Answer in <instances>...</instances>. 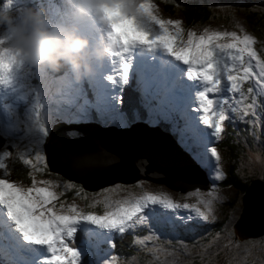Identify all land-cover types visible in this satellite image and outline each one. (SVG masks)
<instances>
[{
	"label": "snow or ice",
	"instance_id": "obj_1",
	"mask_svg": "<svg viewBox=\"0 0 264 264\" xmlns=\"http://www.w3.org/2000/svg\"><path fill=\"white\" fill-rule=\"evenodd\" d=\"M20 3L21 0H4L2 5L12 8ZM138 9V18L150 22L156 32L150 34L140 28L132 33L135 39H131L128 35L130 29L125 28L122 36L108 31L112 45L110 56L119 58L120 62L116 79L110 82L119 85L121 90L127 85L125 54L129 46L136 43L163 48L176 61L187 65L188 78L203 85V90L198 93L199 107L194 111L202 113L199 119L211 132L196 127L194 145L190 144L186 150L198 166L209 172V179L214 183L208 190L194 188L186 194V199L196 200L194 204L177 202L170 195L151 191L112 200L106 194L124 187L114 185L92 194L93 197L104 196V199L87 204L90 209L102 204V212L86 211L75 203L76 198H87L85 189L71 179L53 178L49 169L51 161L43 144H51L53 152L60 146L55 139H48L46 126L40 128L44 139L39 148H33L27 157H17L30 168V184L25 186L12 180L9 161L22 147L8 142L13 134L12 116L23 118L28 115L42 93L49 95L50 88L46 80L36 75L37 70L25 65L9 46H5L7 39L0 30V116L8 121L0 127V137L6 140L5 145L0 146V261L3 264H120L119 254L112 251L114 233L147 228L144 237L134 238V243L147 245L159 232L179 235L195 231L200 221L210 222V217L214 218L215 204L221 200L218 195L220 186L215 182L223 181L226 175L220 167L221 156L217 147L209 148V145L212 138H222L225 121L239 119L253 125L264 123V55H261L264 48L256 47L264 41H259L243 27L238 31L204 28L199 33L195 30L185 32L180 20L160 18L152 0H139ZM102 12L109 26L115 23L110 19L109 7H102ZM193 65L200 69L195 76ZM209 93L225 95L214 100L208 98ZM51 100L49 114L54 98ZM74 103L88 106L94 101L78 98ZM105 103L120 106L124 99L117 94ZM21 107L23 114L19 111ZM40 107L44 109L43 102ZM65 135L69 139L75 138L70 129ZM22 150L28 152L27 147ZM261 159L264 161V156ZM79 163L74 162V166ZM36 173L41 178L38 179ZM69 191L73 193L71 203L67 199ZM205 194L208 199L204 198ZM180 210H187V214ZM190 220L196 223H190ZM77 233L84 239L79 240ZM124 261L127 264V258Z\"/></svg>",
	"mask_w": 264,
	"mask_h": 264
},
{
	"label": "rangeland",
	"instance_id": "obj_2",
	"mask_svg": "<svg viewBox=\"0 0 264 264\" xmlns=\"http://www.w3.org/2000/svg\"><path fill=\"white\" fill-rule=\"evenodd\" d=\"M209 4L214 6L213 13L216 14L215 19L204 23L203 26H199V28L189 29V30H195L196 32H202L204 28H209L210 30H220V31H238L239 27H243V23L241 22V15L244 16L246 19H251L252 11L250 9V4L254 6H259V8H255V12L258 16L262 15V12L264 11V0H235L229 5L225 4L226 1L221 0H206ZM4 0H0V5H2ZM33 3H42V0H32ZM154 4L157 6V15L160 16L162 19H172V20H180L177 16H168L165 14H162L161 9L157 5L158 3L155 0H152ZM181 21V20H180ZM138 23L140 26L145 30L150 32V34H155L156 29L148 22L146 19L138 18ZM142 23V24H141ZM182 23V21H181ZM103 26L105 29V33L109 31L106 25H103L102 23H97L95 28L93 29L91 34H94L99 27ZM249 33L256 35L254 32L250 31L249 29H246ZM188 31V30H187ZM186 32V31H185ZM260 41V40H259ZM6 47L9 46L8 44L5 45ZM137 47L139 49H146L150 54H162L163 48L160 50H156V48H149L146 45L143 44H133L129 47ZM263 44L258 43L256 47L258 49H261ZM261 55H264V51L261 52ZM27 71V70H26ZM193 72V67H192ZM41 74H45L44 80L49 79H55L58 81V84L55 83L53 80L52 83H47L48 87L50 88L49 95H46L44 93L41 94V98L37 100L33 106L31 112L28 114V121H25L23 118H17L15 115L12 116V123H13V134L10 136L9 141H14L13 143H16L15 145H21V150H18V152H24L22 148L27 147L28 152H25L23 157H27L29 155V152L32 151L33 148H39L41 141H43V134L40 131L41 126H46L48 129L51 126L47 125L45 123V118L51 115H56L57 117L53 121H65V122H81L85 123V120L88 119V116L90 113H92V106L89 105V108H85L83 105L76 104V108L68 109L70 107L61 105V102L63 103H71L75 102L78 98H83V93L80 88L75 86L73 82H68L67 85H65V73L58 74V73H51L47 70H37L36 75L40 77ZM129 78V75H128ZM61 84V85H60ZM140 90V88H138ZM69 93L67 99L63 97L65 93ZM222 95L220 96L215 95L216 97L214 100H219ZM51 97L54 98L53 108L51 113L48 112V105L52 103ZM149 101V98H146ZM41 102L44 103L45 107L44 109H41L40 104ZM146 102V100L144 101ZM146 111V116L143 115V120L147 119V121L150 120V117L154 114L155 111L150 110L147 106H144ZM227 107V106H225ZM106 110H109L106 107ZM131 114H144L142 108L141 110H138L137 108H134L131 110ZM24 113V111H23ZM69 113V114H67ZM84 113V115H82ZM22 114V113H21ZM126 114V113H125ZM136 114H134L131 118H127V116L122 115H111V111L104 114V116L99 121H111L112 118L117 121L118 126H122L127 124L129 121L133 119H140ZM110 115V116H109ZM127 115V114H126ZM98 120V119H96ZM52 121V122H53ZM152 123H155V121L151 120ZM138 121H133L132 124V133L134 134H146L149 133L146 129H142L140 124H137ZM227 123L224 124L228 127V134L229 137L232 139V137H236L240 139L241 143L246 144V149L243 151H239L236 153V155L240 154L242 152V156L240 158V162L246 161L248 164L251 165V169H249L244 174L246 175H253L250 178L252 180L258 179L260 177H264V173H260L261 171H264V161H262L261 157L264 156L259 150L255 149V145L257 143H260L262 135L258 134L259 131L264 133V123H258L256 125H252L251 123H244L239 119H236L235 122L226 121ZM8 121L4 119L3 116H0V127H3L5 124H7ZM135 124V125H134ZM30 131H32L30 133ZM119 133V132H118ZM168 136L171 138L170 141L178 147V146H185L186 141L181 139L180 137H177L176 134H174L171 131H167ZM259 135L260 139L255 140L254 144L250 143V139L254 138L256 135ZM3 138V137H2ZM168 138V137H167ZM264 138V137H263ZM5 139V138H4ZM12 139V140H11ZM169 139V138H168ZM6 143V142H5ZM127 141L123 142V148L124 150L130 148V145L127 144ZM221 148V146H220ZM22 153L19 154V156H22ZM127 156L131 158V155L129 154V151H125ZM222 158V149L218 152ZM170 165H172L168 171H164V174L167 175L168 172H170L172 167L176 168L180 165L179 161L172 162ZM89 166V165H88ZM117 167V166H116ZM142 167V166H141ZM139 167V168H141ZM146 167V166H145ZM222 171L225 170V164L222 161L221 163ZM68 169V168H67ZM52 170L54 171H61L64 174L66 170L62 167H57L56 165H53ZM162 171V170H161ZM59 172V173H61ZM133 172H135L138 175L137 169L134 165H132L128 159L127 162L119 160V173H120V179L127 180L130 177L133 176ZM144 173L149 172L148 170H144ZM53 173V178H59L62 177L58 173ZM62 174V173H61ZM101 176H96L98 178H104V174L97 173ZM37 178H41L40 174H36ZM90 177L92 178L93 183H100L99 180L94 175L90 174ZM65 179L64 177H62ZM113 177L112 179H114ZM108 179V178H104ZM110 179V178H109ZM131 179V178H130ZM136 179V178H134ZM133 179V180H134ZM181 179V177H179ZM66 180V179H65ZM102 181V180H101ZM143 181L144 183H140L138 185L135 184H124V183H114L108 186H105L97 191H94L92 193H101L102 189L109 188L114 185H121L124 186L123 189L115 190L113 192L107 193V197H111L110 199H121V198H127L128 196H136L140 195L145 190L155 192L158 194H167L173 197L177 202H188L190 204L196 203V200L194 198H188L186 199V194L193 191V189L180 192L177 190H172L167 188L161 183H153L148 180H140L139 182ZM191 181V180H190ZM249 182V181H248ZM247 182V183H248ZM258 182V181H257ZM91 183V180L88 179L86 181V184ZM155 184V185H154ZM260 184V183H259ZM264 184V183H261ZM98 186V185H95ZM132 186V187H131ZM137 186V187H136ZM245 186V185H244ZM249 185L244 189L240 191L239 199L240 202H238V211H237V205L236 208L233 210V216L235 219V223L238 219H240L241 216V199L242 196L245 194V192L248 190ZM131 188V190H130ZM138 189V193L136 192ZM204 190H208L209 187L206 188H200ZM257 189V187H256ZM231 189L224 188L221 190H218V195L221 197V200L218 201L219 203L222 202L223 199H226V196L229 194ZM259 191H264L263 188H258ZM136 192V193H134ZM69 193V192H68ZM67 193V194H68ZM195 195V194H193ZM72 196H67L68 202H72ZM205 199H208L207 195H204ZM86 205L90 202H93L95 199H104V196H97L93 197V195L89 196L87 198ZM75 203L78 205V207H82V202L77 201V198L75 199ZM100 206V209H103V205H97ZM82 209V208H81ZM183 213H187V210H180ZM102 212V211H101ZM236 212V213H235ZM99 213V212H98ZM247 216V223H249L251 217V214H245ZM217 218L219 217L218 208L215 205V215ZM233 218L231 224H226L224 222V230L220 233V236L218 235H210L211 237H215V242L218 239H222L221 241L217 242L214 246H212L211 242L212 240H208V237L203 244L198 249H192L191 242L193 241V238L191 236H184L181 239H178L177 235H171L167 234L165 237H163L162 241H160L157 245H152L148 243L140 244V243H134V238L144 237L145 234L141 235L139 233L138 228L135 232L129 231L126 233H132L133 234V254H131L127 258V264H193L194 262H199L198 264H205V261L208 262V264H264V231L262 232V237H245V238H237L240 237L239 234L236 233V231L233 229L234 224ZM208 229H202V232H207ZM192 232V231H191ZM80 234V233H79ZM242 234V232H241ZM120 237L122 234H112V237ZM200 235H202L200 233ZM244 235V234H242ZM260 237V238H259ZM254 238V239H251ZM166 244V246H164ZM107 247V245H105ZM192 249V250H191ZM191 250V251H190ZM190 251V252H189ZM191 254V255H188ZM187 259V260H185ZM193 259V260H190ZM185 260V261H183ZM200 260V261H196ZM182 262V263H180ZM120 264H125L124 258L121 261Z\"/></svg>",
	"mask_w": 264,
	"mask_h": 264
},
{
	"label": "clouds",
	"instance_id": "obj_3",
	"mask_svg": "<svg viewBox=\"0 0 264 264\" xmlns=\"http://www.w3.org/2000/svg\"><path fill=\"white\" fill-rule=\"evenodd\" d=\"M138 4L139 0H21L18 7L0 5V30L9 48L25 65L51 73H68L81 83L94 76L112 50L108 34L106 38L91 34L97 23L120 36L125 28L130 29L129 38L135 39L132 33L142 28L138 23ZM104 6L111 9L110 19L115 21L111 26L104 19ZM106 123L101 121L100 126ZM153 129L160 132L157 126ZM259 179L264 181V177Z\"/></svg>",
	"mask_w": 264,
	"mask_h": 264
},
{
	"label": "water",
	"instance_id": "obj_4",
	"mask_svg": "<svg viewBox=\"0 0 264 264\" xmlns=\"http://www.w3.org/2000/svg\"><path fill=\"white\" fill-rule=\"evenodd\" d=\"M137 124H140L142 129H146L149 131V133L146 134H134L132 133V125L127 128H114V127H104L100 128L97 124H67L64 122H56L53 123L48 132V139L52 140L55 139L57 144L60 146L55 152H53V146L47 142H44V152L47 156H49V160L51 161L49 165V169L51 172L58 173L62 177H64L66 180L71 179L76 182V184L81 185L86 191H96L100 188H103L105 186L111 185L113 183H124V184H130L138 180H148L153 183H161L164 186H166L169 189L172 190H178V191H186L189 189H193L194 187L199 188H205L207 186V182L204 178V175L202 172L199 171L196 167L190 168L194 175L196 176V179H194L190 172L187 170L185 171L184 176L191 180L188 182L187 187H185V190H181L180 188L175 186V182L179 178V175H175L173 177H168L169 175H165L164 171H168L169 168L172 166L170 165L172 162L179 161V163L182 164L183 167L190 166L189 161L184 157V155L181 153V151L170 141L166 136L158 132L157 130H154L153 128L148 127L144 122H137ZM135 125V124H134ZM72 130L75 133L74 139H69L66 137L65 133L67 130ZM116 131V132H122L124 134H121V136H116L112 134H108L106 136L99 137V139L94 138V135L98 133H103L106 131ZM108 133V132H107ZM119 139L129 142L130 148L133 154L138 156H145L144 159L147 157L151 161V165H147L148 161H144L143 166L139 168L138 166V160L139 158H135L133 160V164L135 168L137 169L138 175L133 172V176L129 179L125 180L126 182L118 181L117 179H106L105 181H101L100 183H89L90 185L95 186V189H88L85 188L81 180L86 182L88 177L84 176L85 171L87 173H100L101 171L108 170L111 166L115 165L117 163L116 160L110 161L108 164H103L101 161L103 160L101 157H97L96 153L100 151V153H103L105 155H109L110 151L109 149L112 148L111 145H113L116 141ZM140 141V142H139ZM82 144L81 147H94V150L85 154L83 153V149L77 150L78 147L76 144ZM68 144H74V146L66 147ZM85 144V145H83ZM46 145L49 147V150L46 151L45 147ZM110 147V148H109ZM56 152H61L60 155L55 156L54 154ZM87 156V157H86ZM63 159V160H62ZM59 160H62L63 163H65L68 166V169L61 164V162H58ZM79 161L78 166H74V162ZM92 164L91 167H87L85 171H82V169ZM53 165H56L57 167H62L66 170L67 174L61 172V171H54L52 170ZM146 166V167H145ZM144 170H148L149 172H146V176L142 175ZM162 170V171H161ZM61 172V173H59ZM180 174V173H179ZM181 175V174H180ZM136 178V179H134ZM164 178L167 179V183L164 181ZM134 179V180H133ZM172 179V180H171ZM129 180V181H128ZM193 182V183H192ZM239 220V219H238ZM247 223V218L243 219ZM235 225V224H234ZM234 230L237 234L240 235V237H237L239 239L241 238H247V237H257L262 235L263 229L257 230V228H254V230L250 233L251 235H242L241 232H245L248 226L245 224H237V229L235 226Z\"/></svg>",
	"mask_w": 264,
	"mask_h": 264
},
{
	"label": "trees",
	"instance_id": "obj_5",
	"mask_svg": "<svg viewBox=\"0 0 264 264\" xmlns=\"http://www.w3.org/2000/svg\"><path fill=\"white\" fill-rule=\"evenodd\" d=\"M155 1L158 3L157 5L161 9L162 14L179 17L180 20L182 21V27L184 28L185 31L189 29L199 28V26H203L204 23L214 20L216 16V14L213 13V9L215 7L209 4L206 0H155ZM221 1H226L225 4L229 5L235 0H221ZM257 7L259 8V6H254L250 4V9L253 10L251 13L252 17L251 19H246L244 18V16L241 15V22L243 23L242 26L244 29L245 28L249 29L250 31L256 34L255 36L260 41H264V11L262 12L261 16H258L257 13L255 12V8ZM262 48H264V44ZM40 77L44 79L45 75L41 74ZM136 104H137L136 97L133 93L130 92L124 97V103L123 105H121V109L123 112H125L128 115L127 117L128 119L135 114L134 113L133 115H131L132 113L131 110L136 108ZM19 111L20 113L23 114L24 111L23 107H21ZM56 117H57L56 115H51L49 117L47 116L45 118V123L49 125ZM23 119L25 121H28V115L23 116ZM129 123L130 122H128L127 125H129ZM162 129L165 130V128ZM31 132L32 131H30V133ZM258 134L264 137L263 132L259 131ZM227 135H228L227 140L222 142L221 145V149H222L221 162L223 161L225 164L224 173L226 175V179H224L223 181H219L218 184L219 186H223L224 188H228L231 190L229 194L226 196V199H223L221 203L217 202L215 204L219 212L218 219H210L209 224L203 226L204 229H208L207 230L208 236L203 238V240L200 242L192 241L191 242V246L193 247L192 249H198L201 246V244H203V242H205L210 235L220 236V233L224 230L223 229L224 222L226 224L232 223V218L234 220V216L232 213L234 211L233 209L236 208V205L238 209L240 191L243 189V187L245 189L249 185L250 182L248 181L250 177L253 176V175L244 174L249 169H251V165L248 164L245 160L243 162L242 161L240 162L242 152L236 155L237 152L246 149L245 146L246 144L241 143L239 138L232 137L231 139L229 137V134ZM263 137L261 138L260 143L257 144H254V141L260 139L259 135H256L254 138L250 139L249 141H251L250 143H253L255 145L256 147L255 149L259 150L264 155ZM5 142L6 140L0 137V146L5 145ZM8 142L13 143L14 141L12 140ZM13 144L15 145L16 143ZM20 153L16 151L15 156L9 161V164L11 166V179L14 181L22 182L25 186H28L30 184V178L28 175L30 168L28 166H25L22 163V160L17 159V157H23V155L25 154V152H23L22 156H19ZM260 173H264V171H261ZM70 195H73L71 191H69L67 196L69 197ZM84 200L87 201L88 199L77 198V201L79 202ZM85 209L88 210L90 208H87L86 205ZM77 237L78 239H80L79 233H77ZM208 240L210 241L212 240L211 244L212 246H214L217 242L221 241L222 239H218L215 242V237L210 236ZM113 242H114L113 251L119 254V257L125 258L133 254L134 250H133V246L130 245L129 236H125V237L122 236L120 239H115ZM196 261H200V260H196ZM178 262L179 261H177V264ZM198 263L199 262H194L193 264H198ZM258 263L260 264L259 260ZM205 264H208V262L205 261Z\"/></svg>",
	"mask_w": 264,
	"mask_h": 264
},
{
	"label": "bare ground",
	"instance_id": "obj_6",
	"mask_svg": "<svg viewBox=\"0 0 264 264\" xmlns=\"http://www.w3.org/2000/svg\"><path fill=\"white\" fill-rule=\"evenodd\" d=\"M108 134L121 136V134H124V133H122V132L118 133V132L112 130V131L103 132L101 134L98 133V134L94 135V138L99 139V137H101V135L102 136H106ZM124 140L119 139L113 145H111L112 148L109 149V151H110L109 155H105L103 153H100V151H98L96 153V156L98 158L101 157L103 159L101 161V163H103V164H108L113 159L117 161V163L115 165L111 166L108 170H104V171L100 172V174H104L103 175L104 178H108L109 179V178L115 177L114 179H117L118 181L126 182L125 180H122V179L119 178L120 177L119 160L127 162L128 159H129L130 163L132 165H134L133 164V160L135 158H139V160H138V166L139 167L143 166L144 161H148L147 165H151V161L147 157L144 159L143 157H145V156H138V155L133 154L132 151H131V148H128V149L124 150L123 145H122ZM127 144L130 145L129 142ZM71 145L74 146V144H68V146H66V147H70ZM80 145H82V144L81 143L80 144H76V146H80ZM83 145H85V144H83ZM45 149L47 151V150H49V147L46 145ZM80 149H83L84 151H83L82 154H85V153L93 151L94 147H81L80 146V147L77 148V150H80ZM125 151H129V154L131 155V158H130V156L129 157L127 156ZM60 153L61 152H59V153L56 152L54 155L57 156V154H58V156H59ZM48 158H49V156H48ZM62 160H59L58 162H61V164H63L66 167V169H67L68 166L65 163H63ZM91 166H92V164H89V166L88 165L85 166L82 169V171H85V169L87 167H91ZM171 169L172 170L170 172H168L167 175H169L168 177H170V178L175 176L176 174L179 175V177H181V179L178 178L177 181L175 182V186L180 188L181 190H185L184 188L187 187L188 182H190V180L187 179L184 176L185 171L187 172V170H188L190 172L191 176L194 179H196V176L194 175L192 170L190 168H188V167L187 168L183 167L181 163H180V165L178 167H176V168L172 167ZM84 174H85L84 176L90 178L91 183H93V182H92V178L90 177V174L94 175V177L101 176V175H98L96 172L87 173V171H85ZM142 175L146 176V173L143 172ZM96 178L97 179H101L102 181L106 180V179L104 180V178H98V177H96ZM101 180H99V182H101ZM164 181L166 182L167 179L164 178ZM81 183H82V185L85 188L95 189L94 188L95 186H93V185H95V183L93 185H90V184H86V182H84L83 180H81ZM256 187H257V189H256ZM263 187H264V184H261V183L259 184V182H257V181H251L250 184H249L248 190L242 196V199H241V206H242L241 216H240V219L236 221L234 226L237 228V224H241V223L245 224L246 226H248L247 229L245 230V232L244 233L242 232V234H244V235H245V233L247 235H251L250 233L254 230V228H257V230H260V229L264 228V191H262V190L259 191L258 190V188H263ZM245 214H251L250 215L251 219L249 221V224H246L245 220H243V219L247 218V216ZM239 228H237V229H239ZM233 229H234V227H233Z\"/></svg>",
	"mask_w": 264,
	"mask_h": 264
}]
</instances>
